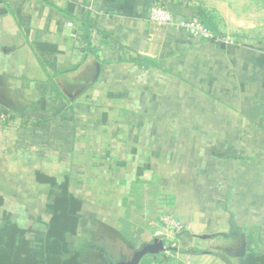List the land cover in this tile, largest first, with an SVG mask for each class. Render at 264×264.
Returning <instances> with one entry per match:
<instances>
[{
  "label": "crops",
  "instance_id": "obj_1",
  "mask_svg": "<svg viewBox=\"0 0 264 264\" xmlns=\"http://www.w3.org/2000/svg\"><path fill=\"white\" fill-rule=\"evenodd\" d=\"M159 1L233 44L156 29ZM0 11L2 211L40 262L61 190L38 172L82 201L66 239L82 264H134L159 230L160 191L183 197L198 248L161 264L264 256V0H3Z\"/></svg>",
  "mask_w": 264,
  "mask_h": 264
},
{
  "label": "trees",
  "instance_id": "obj_2",
  "mask_svg": "<svg viewBox=\"0 0 264 264\" xmlns=\"http://www.w3.org/2000/svg\"><path fill=\"white\" fill-rule=\"evenodd\" d=\"M36 181L59 186L61 190V195L54 201L53 215L45 236V260L40 262L37 259L27 231L20 229L2 211L4 199L0 196V264H82L77 253H69L66 240L67 236L77 235L82 201L70 193L68 179L59 185L56 179L38 172ZM240 264H264V256L250 253L240 260Z\"/></svg>",
  "mask_w": 264,
  "mask_h": 264
},
{
  "label": "rangeland",
  "instance_id": "obj_3",
  "mask_svg": "<svg viewBox=\"0 0 264 264\" xmlns=\"http://www.w3.org/2000/svg\"><path fill=\"white\" fill-rule=\"evenodd\" d=\"M185 193V191H183ZM182 196H172L169 195L166 191H160L159 195L157 197V207H158V212L159 215L157 217V224L159 227V230L162 231V235L155 236V233L153 234L154 236V241L159 240L160 242L163 243L164 250L160 253L161 255L158 256V259H155L154 261L150 259V264H161L164 263V260L166 259H172L176 253L182 254L184 252H191L194 250H198L196 245L194 248L188 247L186 245V237L184 238V231H185V226L183 225L182 219H181V213L178 211L180 208L182 202ZM162 220V221H161ZM164 221H173L175 223L180 224V226H183L184 229L179 232V233H173L171 235H168L165 231V222ZM167 235L169 237H167ZM122 238V237H121ZM153 245V244H152ZM126 249L129 248V245H125ZM201 250L206 249L207 251L210 250H215V246H209V245H197ZM139 246H137L138 248ZM140 249V247H139ZM223 248L222 250H224ZM176 256V255H175ZM129 258L130 256L127 255Z\"/></svg>",
  "mask_w": 264,
  "mask_h": 264
},
{
  "label": "built area",
  "instance_id": "obj_4",
  "mask_svg": "<svg viewBox=\"0 0 264 264\" xmlns=\"http://www.w3.org/2000/svg\"><path fill=\"white\" fill-rule=\"evenodd\" d=\"M150 21L156 27V29L160 30L167 26H173L177 29H182L188 31L193 37L200 38L202 40L212 42V43H229L233 44L232 39H224L209 29H207L198 19H181L175 18L174 15L167 9V7L159 1L154 7L151 9L150 13ZM162 221V220H161ZM165 224V232L168 235L173 233L181 232L184 227L180 226V224L171 222V221H164ZM162 231L158 230L155 232V236L162 235ZM167 235V237H169Z\"/></svg>",
  "mask_w": 264,
  "mask_h": 264
},
{
  "label": "water",
  "instance_id": "obj_5",
  "mask_svg": "<svg viewBox=\"0 0 264 264\" xmlns=\"http://www.w3.org/2000/svg\"><path fill=\"white\" fill-rule=\"evenodd\" d=\"M2 14V11H0V15ZM164 250V247H163V243L160 242L159 240H155L153 245L147 247L144 251H142L140 253V255L138 256V258L135 260L134 264H139L141 259L143 257H145L146 255L148 254H151V255H158L160 254L162 251ZM246 254V241L244 239V237H242V240H241V250L239 252V254L237 255V257L241 258V257H244Z\"/></svg>",
  "mask_w": 264,
  "mask_h": 264
}]
</instances>
